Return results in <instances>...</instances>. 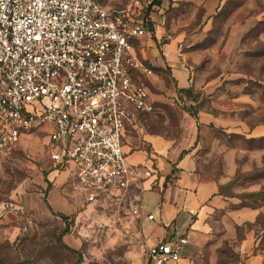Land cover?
I'll return each instance as SVG.
<instances>
[{
    "label": "rangeland",
    "instance_id": "obj_1",
    "mask_svg": "<svg viewBox=\"0 0 264 264\" xmlns=\"http://www.w3.org/2000/svg\"><path fill=\"white\" fill-rule=\"evenodd\" d=\"M100 1L115 9L129 2ZM165 5L154 13L164 23L165 37L176 42V63L189 74L190 88L182 93L168 67L138 78L156 101L155 111L140 117L148 133L174 140L181 138L186 116L198 124V172L225 182L220 192L234 200L233 208L260 210L259 222L258 217L239 229L237 245L251 232L253 251L264 258V137L248 136L264 125V0ZM206 115L214 121L210 125L203 121ZM53 151L41 131L0 153V264H151L141 228L124 210L107 204H85L68 213L53 208L65 198L76 208L72 191L66 192L55 173ZM220 257L218 264L241 262L229 245ZM196 264H211L208 254Z\"/></svg>",
    "mask_w": 264,
    "mask_h": 264
},
{
    "label": "built area",
    "instance_id": "obj_2",
    "mask_svg": "<svg viewBox=\"0 0 264 264\" xmlns=\"http://www.w3.org/2000/svg\"><path fill=\"white\" fill-rule=\"evenodd\" d=\"M157 1L115 9L100 0H0V153L47 133L52 160L75 164L89 203L151 178L128 162L123 138L155 111L151 91L137 81L154 71L133 40L149 34ZM130 211L142 217L140 205ZM187 244L177 236L144 248L153 264H171Z\"/></svg>",
    "mask_w": 264,
    "mask_h": 264
},
{
    "label": "crops",
    "instance_id": "obj_3",
    "mask_svg": "<svg viewBox=\"0 0 264 264\" xmlns=\"http://www.w3.org/2000/svg\"><path fill=\"white\" fill-rule=\"evenodd\" d=\"M161 2L162 6H166L167 0ZM158 10L160 7L149 14V34L133 40L135 51L153 71L168 67L178 83V88L189 89V74L176 63V42L165 37L164 23L154 13ZM154 75L155 73L152 76ZM142 77L144 76L138 78ZM154 102L156 109V101ZM203 121L207 125L214 122L207 115ZM185 122L188 124L184 125L181 138L174 140L148 133L144 120L139 116L136 126L128 127L125 132L124 152L133 167L142 172L151 171L153 176L133 184L128 190L104 194L95 203L88 202L89 193L81 187L77 179L75 164L63 168L51 158L55 173L61 174L60 182L67 186L66 192L72 191L76 206H71L65 198L56 201L53 208L58 212L68 213L85 204L117 207V210L130 214L141 228L140 236L144 243L151 246L173 237H187L188 244L182 250L181 260L171 264H196L203 253L208 254L211 264H218L223 248L228 245L240 255L241 262L238 264H264L263 256L253 251V233H247L242 245H237L240 243L239 229L244 225L255 224L260 210L249 207L233 208L234 200L226 198L220 192L225 182L214 178L205 179L198 172V124L188 116ZM215 125L219 128L220 122L216 120ZM229 131L234 133L233 129ZM248 136L264 137V125L250 131ZM136 205L142 207V217L132 215L130 210ZM218 214L221 215L220 220L215 219ZM153 215L154 220H150L149 216ZM144 250L148 257V250ZM148 260L153 264L149 257Z\"/></svg>",
    "mask_w": 264,
    "mask_h": 264
},
{
    "label": "trees",
    "instance_id": "obj_4",
    "mask_svg": "<svg viewBox=\"0 0 264 264\" xmlns=\"http://www.w3.org/2000/svg\"><path fill=\"white\" fill-rule=\"evenodd\" d=\"M154 6L156 7V8H159V7H161L162 6V2H161V0H159V1H157L155 4H154ZM148 66H150L149 64H148ZM151 67V66H150ZM155 70V69H154ZM182 93H188V90H180ZM194 118H196V116H194ZM261 141H264V138H262L261 139ZM259 173H260V171H259ZM244 207H247V206H244ZM61 217L64 219V220H68L69 218L67 217V216H65V215H61ZM260 219H261V217H259V219H258V222L260 221ZM31 264H34V263H31Z\"/></svg>",
    "mask_w": 264,
    "mask_h": 264
}]
</instances>
